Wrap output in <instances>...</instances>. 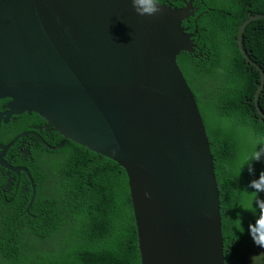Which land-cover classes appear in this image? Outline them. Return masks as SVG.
I'll return each mask as SVG.
<instances>
[{"label": "water", "instance_id": "1", "mask_svg": "<svg viewBox=\"0 0 264 264\" xmlns=\"http://www.w3.org/2000/svg\"><path fill=\"white\" fill-rule=\"evenodd\" d=\"M192 3H160L156 15L140 16L131 0H0V101H10L0 128L35 113L122 167L140 264H225L214 156L177 62L196 48L197 30L182 27L195 15ZM258 20L264 14L241 23L237 45L260 73L264 118V71L242 46ZM13 144L1 146L0 166L33 183L27 168L4 159Z\"/></svg>", "mask_w": 264, "mask_h": 264}, {"label": "trees", "instance_id": "2", "mask_svg": "<svg viewBox=\"0 0 264 264\" xmlns=\"http://www.w3.org/2000/svg\"><path fill=\"white\" fill-rule=\"evenodd\" d=\"M188 1L160 3L180 8ZM193 5L195 15L182 27L190 34L197 30L196 50L181 53L177 62L195 95L214 156L225 264H264V248L248 234V224L255 223L260 210L253 203V215L242 205L245 190L253 191L250 181L264 173V158L252 163L251 174L247 166L241 170L243 154L264 137V118L256 105L262 80L237 45L241 23L264 14V0H193ZM242 38L243 49L264 71V20L249 23ZM8 101H0V110ZM259 105L264 113V92ZM15 118L2 123L0 143L9 146L20 138L11 151L15 155L36 141L30 149L33 162L24 165L38 195L27 215L16 186L11 193L0 189V264H140L125 171L57 132L51 146L61 144L62 149L51 152L33 133L24 135L34 131L31 126L45 125L41 117L24 113ZM34 132L45 139L44 130ZM3 180L7 184V177ZM259 198L264 200V192Z\"/></svg>", "mask_w": 264, "mask_h": 264}, {"label": "flooded vegetation", "instance_id": "3", "mask_svg": "<svg viewBox=\"0 0 264 264\" xmlns=\"http://www.w3.org/2000/svg\"><path fill=\"white\" fill-rule=\"evenodd\" d=\"M192 6H193V8H195L193 3H192ZM187 30H189V29H187ZM195 50L196 49L194 48V52H195ZM202 51H203V47L201 50L198 51L199 54H200V52L202 53ZM9 102L10 101L1 105V110H0L1 112L7 111V108H5V106H7ZM15 117L16 116H13L12 118H15ZM15 119L17 121V118H15ZM31 128L34 131L39 130L40 132L44 130L45 139L49 142L47 143V141H45V139H43L40 135L36 134L34 131L27 132L24 135L30 136V134L33 133L34 136L36 137V140L42 141V146H44L47 150H50L51 152H55L56 148L60 149L62 147L61 144L57 145V147L51 146L52 143H55L57 136L55 135V131L51 127H49L46 123L43 126L34 125V126H31ZM19 139L20 138H18L14 142L17 143V141ZM35 142H36L35 140H32L30 144L26 143V144L22 145L21 147L18 148V150H19L18 154L12 155L11 151H12L13 146L16 144L15 143L7 151L4 159L13 167L27 168L24 164H26V161L33 162V158H32V154H31L30 149H31L32 145L35 144ZM1 146H5V145L0 143V154L3 152V149L1 148ZM22 156H23V162H20V159L22 158ZM21 164H23V165H21ZM30 173H31V171H30ZM31 175H32V173H31ZM3 177H7V184L4 183ZM24 177H26L27 182L23 181ZM32 179H33V176H32ZM33 184L35 186V196H34ZM15 186L17 187V191L19 192V195L21 198L20 201L23 203V208L25 209L26 214L30 215V213L32 212L33 206L35 204L36 197L38 195V188L34 182V179H33V183H32L24 172H22L21 174L15 173V172H10L8 169H5L2 166H0V189H5L8 193H11ZM32 200H34L33 203H32Z\"/></svg>", "mask_w": 264, "mask_h": 264}, {"label": "clouds", "instance_id": "4", "mask_svg": "<svg viewBox=\"0 0 264 264\" xmlns=\"http://www.w3.org/2000/svg\"><path fill=\"white\" fill-rule=\"evenodd\" d=\"M131 6L135 13L140 16H154L161 9L160 0H131ZM262 158H264V137H259L255 139L252 150L244 153L241 157V170L247 166V170L251 174L253 172L252 163L260 161ZM248 187L253 189V191L248 193L245 190L246 194L242 200L243 209L255 215V208H253V203H255L256 208L260 210L259 217L255 220V223L248 224V234L254 245L264 248V200L259 198V193L264 192V173H260L257 179L250 181Z\"/></svg>", "mask_w": 264, "mask_h": 264}, {"label": "rangeland", "instance_id": "5", "mask_svg": "<svg viewBox=\"0 0 264 264\" xmlns=\"http://www.w3.org/2000/svg\"><path fill=\"white\" fill-rule=\"evenodd\" d=\"M8 264H11V263H8ZM37 264H39V262Z\"/></svg>", "mask_w": 264, "mask_h": 264}]
</instances>
